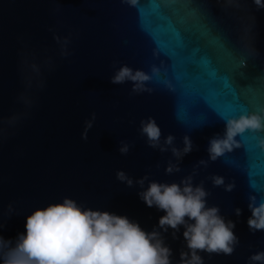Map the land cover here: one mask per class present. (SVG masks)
I'll return each instance as SVG.
<instances>
[{
    "label": "water",
    "instance_id": "95a60500",
    "mask_svg": "<svg viewBox=\"0 0 264 264\" xmlns=\"http://www.w3.org/2000/svg\"><path fill=\"white\" fill-rule=\"evenodd\" d=\"M122 65L148 73L152 92L112 84ZM262 110L264 9L253 0H0V236L14 243L28 215L64 197L151 232L165 213L146 206L140 186L119 182L117 171L134 182L148 175L179 183L195 167L193 183L204 182L208 206L234 221L239 237L230 256L201 253L204 264H250L264 251V231L247 224L249 195L264 199V131L245 132L239 148L206 168L196 165L208 160L209 140L223 135L227 118ZM148 117L161 128V142L172 134L182 148L188 135L196 146L180 172L166 174L176 158L140 134ZM120 141L130 144L127 155ZM212 175L234 182V190L214 187ZM158 230L179 264L187 250L183 226L176 239L172 229Z\"/></svg>",
    "mask_w": 264,
    "mask_h": 264
},
{
    "label": "clouds",
    "instance_id": "9594fccd",
    "mask_svg": "<svg viewBox=\"0 0 264 264\" xmlns=\"http://www.w3.org/2000/svg\"><path fill=\"white\" fill-rule=\"evenodd\" d=\"M135 4V0H131ZM257 9H264V0H253ZM60 42V38L56 37ZM67 38L62 42V55H68ZM155 69H153V72ZM151 76L141 69L122 65L110 78L114 85L131 82V92L140 94L152 92L147 87ZM264 110L261 112H242L238 117L227 118L223 135H215L209 140L208 160L201 159L196 167L208 162H215L226 153L239 148L236 139L245 132L264 131ZM96 116L85 121L81 139H88V131L93 127ZM140 134L146 137L147 144L161 153L171 151L177 163L169 160L166 174L181 171L180 162L191 153L194 146L188 135L183 136V147L175 146V136L167 135L161 142L162 130L154 117L140 121ZM118 151L127 155L130 144L120 141ZM264 148V139L259 141ZM197 174L194 167L192 174L183 177L179 183H161L149 181L144 175L134 180L123 170L116 173L119 182L132 187L139 185L142 191L140 199L148 207H156L165 214L159 218L158 225L151 232L145 231L138 222L127 216L109 211L93 210L78 204L76 200L64 197L62 202L50 203L46 207L36 208L26 218L25 232L18 234L15 242L0 236V264H172V249L165 244L161 231L172 229L173 239L183 226V238L186 251L180 252L179 264H204L201 253L230 256L239 244L235 234V222L225 219L218 206H208L207 197L211 195L204 187V182L193 183ZM214 187H223L226 192L235 188V183H225L220 175L209 177ZM149 181L145 188V182ZM248 208L251 216L247 220L252 233L264 231V199L257 202L256 195H249ZM11 208V205H9ZM235 215H241L236 208ZM250 264H264V251L249 257Z\"/></svg>",
    "mask_w": 264,
    "mask_h": 264
}]
</instances>
